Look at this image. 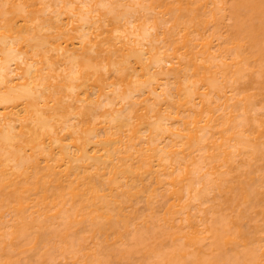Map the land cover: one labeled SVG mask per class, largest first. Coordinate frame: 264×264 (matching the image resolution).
<instances>
[{
	"label": "bare ground",
	"instance_id": "bare-ground-1",
	"mask_svg": "<svg viewBox=\"0 0 264 264\" xmlns=\"http://www.w3.org/2000/svg\"><path fill=\"white\" fill-rule=\"evenodd\" d=\"M0 264H264V0H0Z\"/></svg>",
	"mask_w": 264,
	"mask_h": 264
}]
</instances>
